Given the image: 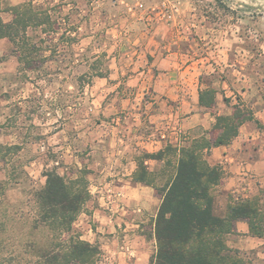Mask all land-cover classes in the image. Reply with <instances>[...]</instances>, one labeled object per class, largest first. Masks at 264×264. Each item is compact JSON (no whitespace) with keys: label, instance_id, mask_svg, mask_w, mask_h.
<instances>
[{"label":"rangeland","instance_id":"rangeland-1","mask_svg":"<svg viewBox=\"0 0 264 264\" xmlns=\"http://www.w3.org/2000/svg\"><path fill=\"white\" fill-rule=\"evenodd\" d=\"M29 1L50 15L53 28L48 35L31 32L46 60L31 71H23L9 41H0V57H6L0 64V182L8 189L0 212L9 215L0 226L1 263L27 258L29 212L52 169L67 177L87 170L93 199L74 227L101 247L102 264H119L106 250L114 240L118 246L141 242L153 257L149 211L134 215L139 227H125L115 239L96 232L95 212L107 211V197L126 181L145 186L133 174L137 159L151 149L146 137L181 126L201 90L214 89L226 105L253 116L256 98L262 94L264 101V0ZM202 133L197 128L191 137ZM187 136L184 131L180 141ZM14 145L21 147L15 155L7 151ZM154 194L161 203V194ZM227 195L240 197L219 188L220 212ZM258 197L264 209V190ZM16 211L21 219L14 220ZM229 245L249 253L250 264H264V238L252 250L254 242L238 230Z\"/></svg>","mask_w":264,"mask_h":264},{"label":"trees","instance_id":"trees-1","mask_svg":"<svg viewBox=\"0 0 264 264\" xmlns=\"http://www.w3.org/2000/svg\"><path fill=\"white\" fill-rule=\"evenodd\" d=\"M4 14L11 19L6 21ZM52 28L50 15L32 1L5 7V0H0V41L13 45L23 71L46 64L31 32L40 30L48 35ZM5 61L6 57H0V64ZM199 103L204 108L215 107L216 91L201 90ZM253 120L252 115L237 106L232 115L216 116L211 132L184 137L178 146L168 144L157 153L145 152L137 159L134 182L161 194L158 214L152 219L156 242L152 264H250L249 253L232 248L229 239L237 234L240 222L248 224L252 237L264 238L261 198L227 195L226 209L220 212L216 193L224 185L225 173L221 166L211 165L208 156L214 148L229 145L238 137L240 128ZM7 151L15 155L21 147L10 146ZM149 160L159 162L160 169L150 171ZM44 176L45 185L35 192L29 212L33 239L22 252L27 258L21 264H102L101 247L84 240L74 227L93 199L87 170L80 169L67 177L52 169ZM7 192L0 182V202ZM22 217L23 214L14 212V220ZM7 218V211L0 212V226H5L2 220ZM1 261L0 256V264Z\"/></svg>","mask_w":264,"mask_h":264},{"label":"crops","instance_id":"crops-1","mask_svg":"<svg viewBox=\"0 0 264 264\" xmlns=\"http://www.w3.org/2000/svg\"><path fill=\"white\" fill-rule=\"evenodd\" d=\"M7 1L9 6H18L25 2V0H5V2ZM253 86L255 87V85ZM253 86L249 88H254ZM250 89L243 88L242 92L247 95L250 93ZM232 94L234 95L235 92H232ZM233 95L229 96L226 93L225 96L232 98ZM221 97L222 94L216 91V105L213 108L220 109L217 115L213 116L209 112L213 108L208 109L200 106L198 99V101H195L196 106L182 120L181 126L176 125L174 128L170 126V131L167 134L160 133V136L157 135V137L147 136L144 144L151 148L147 149V152L157 153L164 149V145L166 147L168 144L180 145L179 136L184 131L188 132L190 136H192V131L197 128L203 130L202 134L211 132L216 123V116L232 115L237 107V105H226L227 99L221 101ZM252 112L254 120L245 123L240 128L238 137L229 145L214 148L208 156L211 165L221 166L224 170V190L228 193H239L240 197L238 198L258 197L261 190H264V101L262 94L256 98V102L252 106ZM170 117L172 120L173 114ZM257 121L260 123L259 125ZM149 163H156L154 169L149 170L152 172L157 171L155 168L160 163L149 160L147 162L148 167ZM125 183V186L120 188L115 196L109 195L107 197V211L96 210L94 217L97 223V233L114 236L115 239L119 231H123V229L127 231L125 227H139L135 220H131L134 215L149 211L152 218H156L161 203L154 194V190L148 186L134 187L129 186L130 183L127 181ZM237 228L244 237L254 242V246H251L252 250L259 248L262 239L250 235L249 226L246 222L238 223ZM239 249L244 250L243 248ZM106 250L115 256L119 264H152L150 253L141 242L140 244L127 242L118 246L114 240L111 245L106 246Z\"/></svg>","mask_w":264,"mask_h":264}]
</instances>
